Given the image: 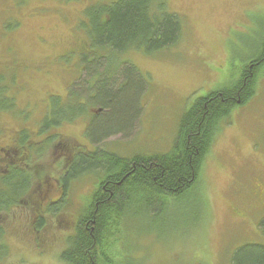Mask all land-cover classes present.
Segmentation results:
<instances>
[{"label":"rangeland","instance_id":"rangeland-1","mask_svg":"<svg viewBox=\"0 0 264 264\" xmlns=\"http://www.w3.org/2000/svg\"><path fill=\"white\" fill-rule=\"evenodd\" d=\"M93 1L0 0V83L14 98V112L19 110L15 119L10 111L0 113L4 133L11 127L35 129L50 96L63 99L72 83L79 85V90L86 86L80 81L87 79L86 75L80 79L81 52L69 50L79 41L87 43L79 34L80 21L83 9ZM164 2L167 11L181 21L180 40L154 54L131 50L115 58L120 71L131 65L139 78L129 81L126 77L122 87L114 88L119 94L112 103L111 116H137L129 133L108 135L96 142V148L127 157L169 151L183 112L196 98L234 84L264 34V0ZM13 23L17 25L10 29ZM262 69L253 97L219 122L196 190L179 198L162 196L151 203L132 205L127 211L126 231L113 250L115 256L128 257L135 264H231L236 248L245 243L264 244L258 226L264 217ZM114 76L120 82L124 74ZM139 83L142 90L134 105ZM79 90L81 99H87L88 91ZM84 107L86 112L101 113L98 104ZM88 115H77L72 123L54 129L63 136H74L88 150L93 147L85 135ZM110 127H115L113 121L100 128L96 125L93 132H106ZM92 178L73 182L72 201L64 212H33L37 217L44 214L46 226L40 233L29 232L26 239L16 232L31 212L2 216L5 242L10 246L4 264H66L59 255L72 231L77 215L74 208L87 197ZM14 214L16 228L6 225Z\"/></svg>","mask_w":264,"mask_h":264},{"label":"trees","instance_id":"trees-1","mask_svg":"<svg viewBox=\"0 0 264 264\" xmlns=\"http://www.w3.org/2000/svg\"><path fill=\"white\" fill-rule=\"evenodd\" d=\"M16 25L17 23H13L10 29ZM80 27L82 31L79 34L85 37L87 43L79 41L69 52H81L80 79L85 75L87 79L80 81L86 86L79 90V85L72 83L63 99L60 96H50L47 111L37 122L35 129L11 127L7 129L8 133L0 129V139L10 137L9 144L16 132L20 143L27 139L34 143L33 160L17 164L6 174L9 179L0 183V205L5 201L14 203L13 197L18 199L25 192L31 177L36 180L45 175L56 174L51 168L54 159L52 153L55 152L52 146L58 142H68L69 146H73L77 140L74 136L61 135L54 128L72 123L77 115L90 114L87 117L89 121L86 123L85 135L93 147L85 150L83 147L86 146L77 141L80 152L75 153L72 163L64 169V178L61 180L65 199L48 206L43 205L40 210L44 208V212H64L72 201L69 197L73 182L81 177L92 176L90 192L74 208L77 215L71 233L65 238L66 247L60 252L59 259L66 264H135L128 257L118 258L113 252L126 231L127 211L138 202L151 203L162 196L179 198L196 190L201 182L204 157L212 145L219 122L227 119L233 108L246 104L255 93L256 81L262 75L264 67V34L241 66L234 84L196 98L183 112L169 151L127 157L95 146L96 142L108 135L129 133L137 116L136 113H127L133 116L124 118L111 116L114 110L112 103L119 94L114 88L122 87L126 77L129 81L139 78L131 65L126 66V71H120L115 65V58L131 50L154 54L177 44L181 37V21L177 14L167 11L164 0H96L83 9ZM12 71L15 72L16 67ZM127 71L132 75L125 76ZM116 74L119 77L124 74L120 82L116 80ZM139 84L137 92H134V105L142 90L141 83ZM74 87L77 90H73ZM6 90L7 87L0 83V113L10 111L15 119L19 110L14 112V98ZM78 90L88 91L87 99H81L77 94ZM75 99L77 103L75 101L72 104L71 101ZM80 99L85 104H98L97 108L101 113L86 112L85 104H78ZM19 116L17 118H21ZM111 121L115 127L107 128L102 133L93 132L96 125L100 128ZM23 156L19 154L21 159ZM3 167L1 166L2 169ZM57 167L61 170L62 165L58 164ZM9 213L5 212L7 216ZM38 218L35 229L40 233L46 224L44 218ZM258 226L264 235V217L260 219ZM5 235L7 233L0 223V264H4L10 253ZM231 264H264V244L245 243L236 248Z\"/></svg>","mask_w":264,"mask_h":264},{"label":"flooded vegetation","instance_id":"flooded-vegetation-1","mask_svg":"<svg viewBox=\"0 0 264 264\" xmlns=\"http://www.w3.org/2000/svg\"><path fill=\"white\" fill-rule=\"evenodd\" d=\"M18 135V132H16L15 136H12L13 138L11 144H9L10 137L0 139V173L2 174L0 175L1 184L6 179H9L6 174L10 173L11 169L16 167L17 164L24 163V160L27 162L33 160V140L27 139L26 141L20 143ZM74 144L75 145L73 146H69L68 142H58L54 144L52 147L55 151V156L51 163V168L52 171H54L56 174L45 175L36 180L31 177L30 181L27 184L28 188L25 190V192L18 199L13 197L14 203H12L13 201H5L0 205V217L3 216L4 218H9V215L7 216L5 212H31L28 216V220H26L25 225L20 227V229H18L16 232L18 234L20 231V238L22 240L29 237V232L30 234L32 232H39L35 229V224L39 222L38 217L44 218V214H41L37 217L34 216L33 212L43 213L44 208L40 210L43 205L48 206L51 203L63 200V198L65 199L66 194L64 193L61 184V180L64 178V169H66V167L72 163V158L73 156H75V153L80 152V144L77 141H74ZM20 153L24 155L22 159L19 157ZM58 164L62 165L61 170L58 169ZM1 166H4L3 169L1 168ZM10 179L14 178L10 177ZM14 181L17 180L14 179ZM52 193L55 194L54 198L50 197ZM2 213L4 214L2 215ZM14 215H12L13 220L6 223V225H11L13 228H16L13 223L17 222V215H15V218L13 217ZM23 231L25 232L24 235Z\"/></svg>","mask_w":264,"mask_h":264}]
</instances>
